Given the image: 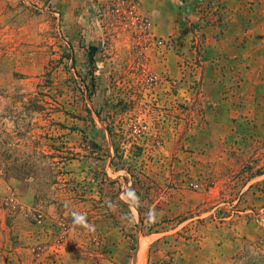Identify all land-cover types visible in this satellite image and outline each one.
<instances>
[{
	"label": "rangeland",
	"instance_id": "1",
	"mask_svg": "<svg viewBox=\"0 0 264 264\" xmlns=\"http://www.w3.org/2000/svg\"><path fill=\"white\" fill-rule=\"evenodd\" d=\"M251 263L264 0H0V264Z\"/></svg>",
	"mask_w": 264,
	"mask_h": 264
},
{
	"label": "trees",
	"instance_id": "2",
	"mask_svg": "<svg viewBox=\"0 0 264 264\" xmlns=\"http://www.w3.org/2000/svg\"><path fill=\"white\" fill-rule=\"evenodd\" d=\"M89 57L91 58L92 57V54L89 55ZM92 61V60H91ZM252 264V263H251Z\"/></svg>",
	"mask_w": 264,
	"mask_h": 264
}]
</instances>
